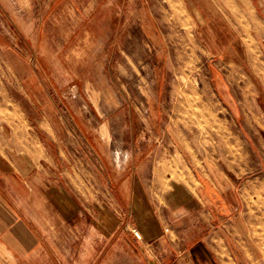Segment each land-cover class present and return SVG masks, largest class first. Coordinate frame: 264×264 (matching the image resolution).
<instances>
[{
	"label": "rangeland",
	"instance_id": "rangeland-1",
	"mask_svg": "<svg viewBox=\"0 0 264 264\" xmlns=\"http://www.w3.org/2000/svg\"><path fill=\"white\" fill-rule=\"evenodd\" d=\"M28 1L0 0V128L12 125L13 140L37 157L54 154L58 135L61 157L81 174L77 189L87 173L92 211L109 200L112 173L126 184L139 165L171 175L158 182L164 191L181 176V158L224 173L241 217L217 229L208 217L196 226L190 212L182 246L202 227L220 252L226 234L245 264H264V0H87L76 6L87 5L84 22L66 0ZM32 72L47 86L34 90L35 106L29 99L18 109L7 90L18 96ZM79 110L87 141L73 119Z\"/></svg>",
	"mask_w": 264,
	"mask_h": 264
},
{
	"label": "crops",
	"instance_id": "crops-1",
	"mask_svg": "<svg viewBox=\"0 0 264 264\" xmlns=\"http://www.w3.org/2000/svg\"><path fill=\"white\" fill-rule=\"evenodd\" d=\"M58 1L47 0L51 7ZM66 2L75 6L74 14H83L81 21L87 20V5L83 13L76 9L87 0ZM83 29L79 36L87 37V27ZM34 74L20 77L18 96L12 98L7 90L18 109L23 101L37 98V87L47 86L45 78H34ZM81 113L75 111L73 119L87 141V117ZM56 128H51L53 133L58 132ZM0 129V264H245L226 234L218 236L225 241L227 252L201 239L202 227L200 236L186 242L185 248L179 238L190 212L199 220L196 226L208 217L217 229L241 217V196L224 173L203 168L199 172L197 164L181 158V173L177 170L181 176L164 191L158 182L171 175L158 168L145 175L139 165L126 184L120 172L112 173L109 180L114 187L106 191L109 200L92 211L87 208V173H83L82 188L77 189L81 174L75 171L74 158L61 157L64 151L58 135L50 143L54 154L37 157L28 151L27 142L13 140L16 131L12 125L4 123ZM23 131L26 134L27 128ZM133 228L141 232V239L135 237Z\"/></svg>",
	"mask_w": 264,
	"mask_h": 264
},
{
	"label": "built area",
	"instance_id": "built-area-1",
	"mask_svg": "<svg viewBox=\"0 0 264 264\" xmlns=\"http://www.w3.org/2000/svg\"><path fill=\"white\" fill-rule=\"evenodd\" d=\"M133 234L135 235L136 238L141 239L142 235L141 232L137 228L132 229Z\"/></svg>",
	"mask_w": 264,
	"mask_h": 264
},
{
	"label": "clouds",
	"instance_id": "clouds-1",
	"mask_svg": "<svg viewBox=\"0 0 264 264\" xmlns=\"http://www.w3.org/2000/svg\"><path fill=\"white\" fill-rule=\"evenodd\" d=\"M130 156H131V153H125L126 159L130 158Z\"/></svg>",
	"mask_w": 264,
	"mask_h": 264
}]
</instances>
